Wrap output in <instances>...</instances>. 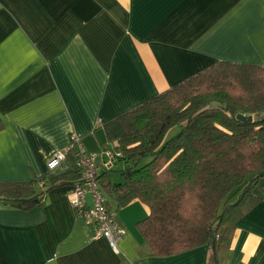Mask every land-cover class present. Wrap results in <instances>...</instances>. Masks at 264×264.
<instances>
[{"label":"crops","instance_id":"obj_1","mask_svg":"<svg viewBox=\"0 0 264 264\" xmlns=\"http://www.w3.org/2000/svg\"><path fill=\"white\" fill-rule=\"evenodd\" d=\"M225 61L264 66V0H0V184L63 172L46 163L72 138L86 153L114 148L105 124ZM113 169L98 179L122 180ZM259 184L218 264H264ZM73 186L29 210L0 207V264H210L207 247L151 257L136 226L149 210L137 200L110 202L125 230L113 251L76 218Z\"/></svg>","mask_w":264,"mask_h":264},{"label":"trees","instance_id":"obj_2","mask_svg":"<svg viewBox=\"0 0 264 264\" xmlns=\"http://www.w3.org/2000/svg\"><path fill=\"white\" fill-rule=\"evenodd\" d=\"M252 116V123L237 115ZM121 154L122 180H99L112 211L137 200V223L151 257L207 247L210 264L227 250L235 223L258 203L264 179V66L217 62L103 126ZM177 132L168 137L173 129ZM65 169L32 182L0 184V207L29 210L56 186L76 185L71 150Z\"/></svg>","mask_w":264,"mask_h":264},{"label":"built area","instance_id":"obj_3","mask_svg":"<svg viewBox=\"0 0 264 264\" xmlns=\"http://www.w3.org/2000/svg\"><path fill=\"white\" fill-rule=\"evenodd\" d=\"M68 150H71L75 168L80 171V182L73 186L70 196V205L75 216L94 228L92 239H105L113 251L117 252L125 230L117 223L114 213L107 208L106 197L99 187L98 171L100 168L112 169L121 154L113 149L86 153L77 137L71 139ZM67 151L54 153L46 163V170L50 173L64 170ZM87 195L91 197V207L86 205Z\"/></svg>","mask_w":264,"mask_h":264},{"label":"rangeland","instance_id":"obj_4","mask_svg":"<svg viewBox=\"0 0 264 264\" xmlns=\"http://www.w3.org/2000/svg\"><path fill=\"white\" fill-rule=\"evenodd\" d=\"M177 130H178L177 128L171 130V131L168 133V137L174 135V134L177 132ZM106 147H107V149H113L112 146H106ZM118 163H119V162H118ZM118 163H116V164H118ZM115 167H116V168H115ZM118 174L120 175V170H119V168L115 165V166H114V169H113L111 172H109L110 178H111V179H112V178H116V176H118Z\"/></svg>","mask_w":264,"mask_h":264},{"label":"water","instance_id":"obj_5","mask_svg":"<svg viewBox=\"0 0 264 264\" xmlns=\"http://www.w3.org/2000/svg\"><path fill=\"white\" fill-rule=\"evenodd\" d=\"M236 120L238 122H244V123H252L253 122L252 121V116H246V115H243V114L237 115L236 116Z\"/></svg>","mask_w":264,"mask_h":264}]
</instances>
